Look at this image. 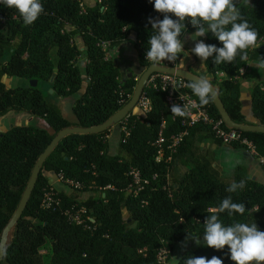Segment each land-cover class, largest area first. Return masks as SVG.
I'll list each match as a JSON object with an SVG mask.
<instances>
[{"label":"trees","instance_id":"trees-1","mask_svg":"<svg viewBox=\"0 0 264 264\" xmlns=\"http://www.w3.org/2000/svg\"><path fill=\"white\" fill-rule=\"evenodd\" d=\"M83 1L40 0L43 11L28 26L17 9L0 5V115L25 111L43 117L45 123L43 127L11 125L0 131V240L33 166L57 132L100 125L133 94L138 79L130 76L121 81L119 68L106 58L101 44L114 47L133 34L139 65L146 68L151 64L146 60L152 34L148 19L162 20L163 14L156 12L149 0ZM234 3L258 33L255 45L245 50L248 59H241L240 50L232 63L215 65L213 57H209L205 72L197 75L210 77L234 123L249 124L241 113L239 76L247 63L264 59V0ZM195 31L186 21L180 39ZM75 36L82 41L81 50ZM203 41L223 46L211 32ZM182 53L187 58L185 69L193 72L195 55L185 48ZM218 73L224 77L218 79ZM4 76L44 81L45 91L39 89V84L7 88ZM188 90L200 105L190 87ZM121 91L124 104L119 103ZM142 92L150 100V109L142 118L134 109L130 111L126 119L129 135H121L117 153L109 154L103 140L111 127L98 133L69 134L59 141L43 162L21 216L6 235L0 264H159L157 255L163 246L168 250V262L175 243L185 240L188 234L203 235L206 218L216 214L219 204L229 196L234 203H244L246 209L243 215L219 213L221 223H256L258 230L264 231V185L250 177L243 166H237L231 177L216 173L212 156L202 153L198 146L203 138L215 139L210 129L203 124L182 125V117L171 114L162 91L144 86ZM48 94L61 99L77 95L71 107L75 120L66 119L59 105L47 100ZM200 106L206 107L213 118H220L213 100ZM250 108L255 124L264 126V80L251 84ZM183 129L186 134L176 152H165L157 161L153 142L159 133L168 144L170 137ZM242 135L251 139L264 156V133ZM129 167H136L142 178L149 180L136 195L134 187H129ZM50 172H62L64 177L80 182L84 190L90 187L93 193L83 201L65 192H59V197L63 208L77 204L89 210L88 222L96 226L92 232L69 223L59 211L41 208ZM241 180L242 189L227 191L233 182ZM47 248L50 255L45 261L41 251ZM189 256H217L223 264H234L228 246L218 251L201 245L185 252L175 264H184Z\"/></svg>","mask_w":264,"mask_h":264},{"label":"clouds","instance_id":"clouds-1","mask_svg":"<svg viewBox=\"0 0 264 264\" xmlns=\"http://www.w3.org/2000/svg\"><path fill=\"white\" fill-rule=\"evenodd\" d=\"M149 3L153 4L156 12L163 14L162 20L153 17L148 19L152 34L148 40L146 60L153 64L161 61L172 63L178 59L184 50L180 37L186 30V21L196 29L190 37L193 41L211 32L223 45L216 47L205 44L203 40L196 42L190 51L202 61L213 57L215 65L232 63L238 50L241 59L247 60L248 52L245 50L256 43L258 33L243 19L234 0H149ZM0 5L17 9L25 26L31 25L43 11L40 0H0ZM252 64L264 69L262 58L259 62L250 63ZM189 87L202 106L209 104L214 98L212 85L205 77L193 79ZM170 111L178 117L187 114L186 108L179 104H173ZM243 187L244 181L241 180L239 183L233 182L227 191L232 193ZM245 209L244 203H234L231 196L223 199L216 214L208 215L204 222L203 242L199 235L188 234L186 240L192 239L198 246L203 243V246L218 251L228 246L229 258L234 264H264V231L258 230L256 223L248 225L235 222L224 226L219 219V213L227 212L228 216L235 213L243 215ZM184 264H223V261L217 256H212L211 259L189 256Z\"/></svg>","mask_w":264,"mask_h":264},{"label":"built area","instance_id":"built-area-1","mask_svg":"<svg viewBox=\"0 0 264 264\" xmlns=\"http://www.w3.org/2000/svg\"><path fill=\"white\" fill-rule=\"evenodd\" d=\"M79 6L83 10L82 2L79 3ZM108 46V43L101 44L103 50H105ZM176 61L172 63L168 61H161L157 63V65L162 67L179 68L176 65ZM151 64L153 63L151 62ZM242 72L243 71H240V75ZM145 87H152L162 91L168 105L172 106L173 104H179L180 106H184L186 108L187 114L182 117V125L187 124L190 126L203 124L207 126L213 133L214 138L219 140L220 143L240 145L251 156L257 159L260 165L264 167V156L258 153L255 143L251 139L243 136L242 131L227 127L221 118H213L206 107H201L197 100L189 92V83L187 79L176 74L154 72L146 81ZM125 102L126 100L123 98V92L121 91L119 93V103L124 104ZM149 109L150 100L145 93L142 92L134 108L135 112L138 113L137 117L142 118L149 111ZM127 116L123 118L124 121L120 123L121 132L124 137L129 135V130L126 127ZM185 134L186 130L183 129L182 131L172 135L169 143L166 144L165 138L161 133H159L157 139L153 142V145L157 149L155 159L157 161L161 160L165 152H168L170 155L175 153ZM104 137L107 138V135ZM167 159H170V156H168ZM54 175L57 181L75 189H82V184L80 182L64 177L62 172L54 173ZM127 176L130 178L129 187H134L135 195L138 191L143 189L145 185L149 184V180L142 178L141 172L136 167H129ZM40 206L46 210L59 211L69 223L79 225L84 230L92 232L96 227L95 225L92 226L88 222L89 210L84 205L70 204L63 208L59 192L56 191L50 183L43 192ZM167 256V248L165 246L161 247L157 255L158 263L165 264Z\"/></svg>","mask_w":264,"mask_h":264},{"label":"crops","instance_id":"crops-1","mask_svg":"<svg viewBox=\"0 0 264 264\" xmlns=\"http://www.w3.org/2000/svg\"><path fill=\"white\" fill-rule=\"evenodd\" d=\"M90 2H94V1L91 0ZM193 33L194 32L185 33L182 39L184 48L190 53H192L190 50L195 46V43L199 42V40H203V37L197 38L196 41L190 39ZM129 37L134 38V35L131 34ZM127 39L122 40L114 47H118L121 44L125 43ZM133 43L136 47L137 41L135 40V38L133 40ZM114 47H110L109 53H106V57L109 60H111L115 66L119 68L121 81L128 78L129 76H133L134 79H138V77L145 69L139 65L138 57L136 61L137 67L135 68V70L131 71V73L125 71L122 65V58H124V53H125L124 51L126 50V46H123L122 49H120L119 52L116 54L113 51ZM132 52L133 51L131 48V54ZM136 53L138 55L137 48H136ZM195 57H196V61L192 63V71L196 74H202L205 72V61H202L196 55ZM178 61H179V67H184L185 63L187 62V58L182 53V55L178 57ZM256 67L257 66L252 64L250 65L249 68H253L255 70ZM249 68L247 69V71H245L243 74L239 76V80H240L239 99L241 103V113L244 116L245 120L249 123H255L256 121L252 115L250 108V87L252 83L264 80V78H260L259 80H254L255 75H258L257 72H261V71H249ZM223 77H224L223 73L217 74L218 79H221ZM205 78H210V77L208 75H205ZM2 81H3V77H2ZM57 100H62V99L58 96ZM1 116H3V119L0 121V131H5L11 125H15V124H9L11 122L13 123L14 121H17L15 122L18 123L16 125H32V126H42V127L45 125L43 117L36 116L25 111H19V112L9 111L4 115H0V117ZM120 132L121 129L118 128V125L111 126V128L107 133L108 135L107 143L109 144L107 150L109 149L115 150L116 147L119 149V141L121 135ZM198 146H199V150L202 151V153L210 154L212 156L213 159L212 168L219 175L231 177L233 176L234 170L237 166H243L247 170V173L250 177L254 178L256 181L264 185V167L260 165L257 159L251 156L242 147L223 145L218 141H215V139L213 138H203L200 142H198ZM47 176L49 178V183L53 186V188L56 191L66 192L65 189H63V184L56 180L54 173L52 172L47 173Z\"/></svg>","mask_w":264,"mask_h":264},{"label":"water","instance_id":"water-1","mask_svg":"<svg viewBox=\"0 0 264 264\" xmlns=\"http://www.w3.org/2000/svg\"><path fill=\"white\" fill-rule=\"evenodd\" d=\"M154 72H164V73H169V74H176L178 76H182L183 78L187 79L190 82H192L193 79L199 78V76L196 73L189 72L187 69H185V67H179V68L162 67L157 64H150L143 70L140 77L138 78L133 94L131 95L128 102L125 105H123L117 112H115L111 117H109L104 123L100 125H94L91 127H87V128L71 127V128H64V129L59 130L57 134L53 137V139L49 142V144L45 147L43 152L39 155L35 165L33 166L30 178L26 184V187L20 198L18 206L16 210L14 211L9 223L6 225V227L4 228L2 232V236L0 240V261L2 260V256H3V248L6 243V235L10 231L14 223L17 221V219L21 216L25 208V205L27 203V200L30 197V194L34 188L36 179L43 165V162L45 161L47 156L52 152L55 146L59 143V141L69 134L98 133V132L108 129L113 124H118L123 118H125L130 113V111H132L135 108L136 103L142 93V90H143V87L145 86L146 81L148 80L150 75L153 74ZM29 85L32 87H35L37 85V80H29ZM212 89L214 93V98L212 100L214 102L215 107L217 108L219 112L220 118L223 120L224 124L227 127L234 128L242 132L264 133V126H261L255 123H249V124L248 123L246 124L234 123L229 117V115L227 114L213 86H212Z\"/></svg>","mask_w":264,"mask_h":264},{"label":"rangeland","instance_id":"rangeland-1","mask_svg":"<svg viewBox=\"0 0 264 264\" xmlns=\"http://www.w3.org/2000/svg\"><path fill=\"white\" fill-rule=\"evenodd\" d=\"M93 1H96V0H93ZM83 2H85V1H83ZM133 40H134V38L129 37L125 43L121 44L118 47H114L113 48V51L116 54V53L119 52L120 49H122L123 46H126V50L124 51L125 52L124 53V58H122V65L124 67V70L128 71L130 73H131V71L135 70V68L137 67L136 61H137V57H138V55L136 53V47H135V45L133 43ZM74 41H75L76 45L78 46V48L81 50L82 49V41H81L80 37H76L75 36L74 37ZM131 48H132V51H133L132 54H131ZM105 50H106V53H109L110 47L108 46ZM181 55H182V53L179 54V57ZM79 63H80V67H81V73H82V75H84V71L82 70V64H83L82 59H81V62H79ZM176 65L179 67L178 59L176 61ZM247 66L249 68L250 67V63H247V65L240 70V71H243L241 74H243L245 71H247V69H248ZM255 66H257L255 68V70L253 68H249V71H261V72H257L258 75H255V77H254L255 79L254 80H259L260 78H264V69H259L258 65H255ZM83 78H84V76H83ZM207 79L210 80V78H207ZM3 82L5 83V85L8 88L13 87V86H18V85L19 86L29 85V80H26V79H23V78H19V77H7V76H4L3 77ZM37 83H38V81H37ZM38 86H39V89H41L42 91H45L46 82L40 81ZM82 87H85L84 83H83ZM49 92H50V90H48V93ZM46 98H47V100H51L52 102H55L57 105H59V107L61 108L62 115L66 119H68L69 121H74L75 120V116H74V114L72 112V108L71 107H72V104L74 103V100L77 98V95H71V96L66 97V98H64L62 100H57V97L51 96L50 94H48ZM2 119H3V116L0 117V121ZM15 122H17V121H14L13 123L11 122L9 124H15V125L18 124V123H15ZM115 125H118V128H120V124H115ZM120 133H121V135L123 134L122 132H120ZM121 135H120V139H121ZM103 139L107 143V138L103 137ZM108 145L109 144L107 143V146ZM223 145H228V144H223ZM116 149L118 150L117 147H116ZM116 149L115 150L109 149V150H107V152L109 154H114V153L117 152ZM60 183H62V182H60ZM62 184H63V189H65V191H66L65 193L74 195L77 198V200H79V201L85 200L89 195H91L93 193L92 190L90 189V187H88V188H86V190H84V189H75V188H73L71 186H68V185H66L64 183H62ZM127 215L128 214L126 212H124V217H127ZM199 237H200L201 242H203V235H200ZM201 245H203V243H201ZM201 245H199V246H201ZM199 246L192 239H187V240L185 239L183 241L176 242L174 247H173V250H172V252L170 254V258L168 259L169 261L166 262L165 264H175L178 261V259L185 252L193 250L194 248L199 247ZM41 253L44 256V260L45 261L48 260L49 255H50V249L47 248V249L41 251ZM1 264H5V263H1ZM253 264H255V262H253Z\"/></svg>","mask_w":264,"mask_h":264}]
</instances>
